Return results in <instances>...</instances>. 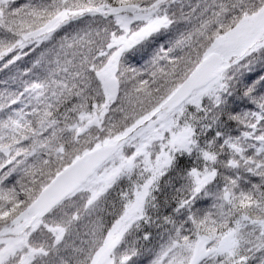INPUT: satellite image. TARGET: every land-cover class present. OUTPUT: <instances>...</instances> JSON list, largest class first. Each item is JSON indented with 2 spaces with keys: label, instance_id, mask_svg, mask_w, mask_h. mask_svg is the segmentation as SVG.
Returning <instances> with one entry per match:
<instances>
[{
  "label": "snow or ice",
  "instance_id": "6c2138e0",
  "mask_svg": "<svg viewBox=\"0 0 264 264\" xmlns=\"http://www.w3.org/2000/svg\"><path fill=\"white\" fill-rule=\"evenodd\" d=\"M0 264H264V0H0Z\"/></svg>",
  "mask_w": 264,
  "mask_h": 264
}]
</instances>
